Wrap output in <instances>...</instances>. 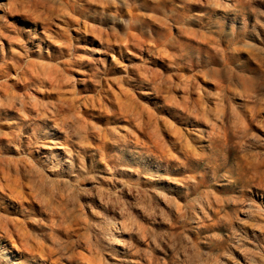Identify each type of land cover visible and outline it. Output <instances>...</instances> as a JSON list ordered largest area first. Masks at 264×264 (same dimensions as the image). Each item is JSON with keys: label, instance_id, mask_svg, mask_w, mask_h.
Masks as SVG:
<instances>
[{"label": "rangeland", "instance_id": "rangeland-1", "mask_svg": "<svg viewBox=\"0 0 264 264\" xmlns=\"http://www.w3.org/2000/svg\"><path fill=\"white\" fill-rule=\"evenodd\" d=\"M0 264H264V0H0Z\"/></svg>", "mask_w": 264, "mask_h": 264}, {"label": "bare ground", "instance_id": "bare-ground-1", "mask_svg": "<svg viewBox=\"0 0 264 264\" xmlns=\"http://www.w3.org/2000/svg\"><path fill=\"white\" fill-rule=\"evenodd\" d=\"M53 262V261H52Z\"/></svg>", "mask_w": 264, "mask_h": 264}]
</instances>
